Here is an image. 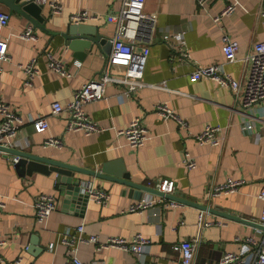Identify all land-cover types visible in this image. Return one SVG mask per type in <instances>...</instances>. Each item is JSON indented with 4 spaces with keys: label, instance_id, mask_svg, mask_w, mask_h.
Returning <instances> with one entry per match:
<instances>
[{
    "label": "crops",
    "instance_id": "crops-1",
    "mask_svg": "<svg viewBox=\"0 0 264 264\" xmlns=\"http://www.w3.org/2000/svg\"><path fill=\"white\" fill-rule=\"evenodd\" d=\"M59 2L62 8L56 15L44 6L42 21L0 3V12L10 15L8 24L0 25V38L8 39L9 55L8 60H0V100L24 119L10 148L97 172L105 163H112L114 169L130 174L136 186L75 171L90 182L87 187L103 189L109 198L101 204L89 201L83 213L64 212V194L55 172L22 175L13 161L18 155L0 151V196L5 202L0 210V239L6 241L0 246V264H15L18 258L20 264H74L68 253L69 241L74 242L80 259L87 264H179L181 242L196 236L198 263L216 264L230 251L249 255L253 249L245 239L252 236L260 242L264 237L259 197L264 183V102L242 108L241 97L250 66L247 55L256 42L264 40L261 0H239V7L219 25L213 17L224 9L226 0H208L205 7L196 0H147L145 11L156 20L143 77L146 84L128 94L124 85L109 83L103 98L84 106L89 117L103 127L89 135L66 130L68 111L53 114L51 105L69 103L85 82L100 74L109 53L102 45L74 50L63 32L70 24H84L111 41L117 24L108 17L120 12L122 2ZM85 11L99 17L74 23L72 16ZM28 27H32L35 38L19 37ZM225 32L240 44L237 59L232 62L224 59ZM177 33L182 34V44L172 37L163 38ZM186 52L187 58L182 56ZM52 60L60 62L64 70H55ZM31 63L36 72L28 84L24 67ZM214 64H222L224 71L240 82L238 94L212 78H190L198 66ZM160 103L168 104L187 125L161 116L156 110ZM41 116L48 119L50 127L38 133L31 118ZM136 116L142 119L149 139L132 148L118 130L128 127ZM247 123L253 124L251 130L243 129ZM209 124L221 126L219 146L201 144L197 139ZM49 137L62 139L63 146L44 147ZM186 152L196 161L192 169L184 164ZM164 179L175 181L173 195L236 214L247 223L182 202L169 208L161 206L157 215L149 209L128 210L139 199L156 196L145 188L156 189ZM229 179L242 180L238 191L217 196L210 193L215 185ZM40 194L53 195L57 202L43 224L36 221L33 207ZM200 212H204L206 221L216 224L198 227ZM83 224L84 232L79 234L77 228ZM139 233L150 239L141 255L115 247L99 249L87 240L90 234L102 241L110 236L130 239Z\"/></svg>",
    "mask_w": 264,
    "mask_h": 264
},
{
    "label": "built area",
    "instance_id": "built-area-1",
    "mask_svg": "<svg viewBox=\"0 0 264 264\" xmlns=\"http://www.w3.org/2000/svg\"><path fill=\"white\" fill-rule=\"evenodd\" d=\"M33 1L38 5H48L51 11V15H56L61 12L62 4L59 0H26ZM147 0H121V10L115 15H109L108 20L110 22H116L117 31L115 36L111 39L112 50L106 56L105 66L100 74L85 82V84L74 94L73 98L66 105L60 102H54L51 105L52 113L59 115L63 111H68V123L66 130L73 132H83L85 135H89L95 132H100L103 127L92 120L84 109V106L92 101H97L105 96L106 88L109 83H120L124 85V90L128 94H133L136 89L145 86L143 82L144 72L147 66V60L150 52V40L154 32L155 15H150L145 11V4ZM200 6L205 7L208 0H196ZM240 5L239 0H226L224 9L213 17L214 23L219 25L222 19L231 13H233ZM261 8L259 16L264 21V0H261ZM99 15L90 14L89 12H78L72 16L74 23H79L86 20H95ZM10 19L9 13L6 11L0 12V25H7ZM19 37L23 39H33L35 34L32 27L19 34ZM170 37L177 39L182 44V34H165L164 40H169ZM8 39L0 38V60L6 61L9 59V55L6 51ZM224 43V59L225 62H232L237 59V55L240 50V44L232 39L228 33L225 32L222 38ZM184 57H188L187 52L182 54ZM247 60L250 63L249 72L247 76V83L242 95L241 106L242 108L253 107L257 103L264 102V40L256 42L253 51L247 55ZM52 66L55 70L62 72L64 66L60 62L52 60ZM117 67L119 69H117ZM122 68V70H120ZM27 74V83L31 84V80L36 72L35 65L33 63L24 67ZM1 71V68H0ZM190 78L193 80L201 78H212L217 80L224 86H229L230 89L236 94L239 92L240 82L234 79L228 72H225L222 64H214L208 66H198L190 73ZM157 85V84H155ZM157 112L166 118H176L179 122L186 126L187 123L178 117L176 112L171 109L168 104L160 103L156 107ZM24 119L21 115L16 113L12 107L0 100V146L10 147L14 138L21 131L20 127L23 124ZM31 123L35 132L43 133L50 127L49 121L46 117L31 118ZM253 128L252 123H247L243 129L251 130ZM221 126L219 125H207L204 130L197 134V139L201 144L219 146L221 144L220 137ZM118 133L126 137L127 143L132 148H136L145 144L149 139L147 128L144 126L140 117L133 118L128 127L119 129ZM64 142L60 138L49 137L43 145L44 147L55 146L61 148ZM4 151V150H0ZM19 157H14L13 161H18ZM184 164L188 169H192L196 166L194 157L188 152L185 153ZM242 180L229 179V181L215 185L211 189V194L217 195H229V193L239 190ZM159 191L165 194H173L175 191V181L164 179L160 182L157 188ZM86 193H88L89 201H95L97 203H106L109 198V193L103 189L96 187H87ZM262 200L263 213L260 218L261 225H264V183L261 186L259 194ZM177 200L167 199L165 196H150L147 198L139 199L138 202L131 204L128 210L132 212L144 211L149 209L153 211L154 215H157L161 206L174 207L178 205ZM5 207L4 199L0 196V210ZM35 218L38 223H45L51 213L56 209V198L50 194H40L33 203ZM198 227L205 228L211 227L216 222H208L205 220L204 212H200L197 220ZM220 224V223H218ZM79 234L84 232V224L77 228ZM87 240L96 244L99 249L107 247H115L124 251H131L135 254L141 255L149 247L150 239L145 237L142 233L136 234L134 237L128 239L124 237L110 236L104 240H100L95 234H90ZM247 244L251 246L249 249L253 251L249 252V255H242L236 252L225 253L216 264H264V237L260 242L252 236H248L245 239ZM6 241L0 239V246L4 245ZM199 236L193 239H185L181 242V258L179 264H201L196 261V253L198 250ZM68 253L71 255L74 264H87L82 261L77 253V248L73 245V241L68 242ZM50 247H54V244H50ZM248 249V250H249ZM21 260L18 258L15 264H20ZM146 264V263H142ZM150 264H160L159 261L152 262Z\"/></svg>",
    "mask_w": 264,
    "mask_h": 264
},
{
    "label": "water",
    "instance_id": "water-1",
    "mask_svg": "<svg viewBox=\"0 0 264 264\" xmlns=\"http://www.w3.org/2000/svg\"><path fill=\"white\" fill-rule=\"evenodd\" d=\"M0 3L7 5L9 8L26 15L28 18L32 20L42 21L44 16L42 14V10L44 8L43 5H38L35 2L26 1V0H0ZM63 35L67 38L68 44L74 50H81L83 47L88 49H94V46L102 45L104 49L110 53L112 50V43L110 40L104 37L101 32L94 31V29L89 28L84 24H70ZM97 32V33H96ZM0 150H4L7 152H12L19 157L18 161L15 162V167L22 175H33L34 172H41L45 174H50L51 172H55L57 174L56 181L59 184V189L64 194L63 200V211H80L86 208L89 203L88 193H86V187L90 185V182L87 180L81 179L79 176L75 175L74 172H83L90 176L97 178H106L112 179L115 181H122L126 184L136 186L131 179L130 174L127 172H120V169L116 168L112 163H105L104 166L100 169V171L95 170H85L80 169L75 166H72L67 163H63L60 161H55L53 159H49L47 157H43L41 155L31 153L28 151L11 149L10 147L0 146ZM149 192L153 194H157L160 196H165L170 200H177L178 202L187 203L191 206H196L200 209H208L215 213H218L221 216L226 218H236L241 220L242 222H246L243 218H240L236 214H229L225 211L208 208L205 205H200L197 202H191L187 199H184L182 196H178L176 194H165L156 189H151L149 187L145 188ZM34 242V241H33Z\"/></svg>",
    "mask_w": 264,
    "mask_h": 264
}]
</instances>
